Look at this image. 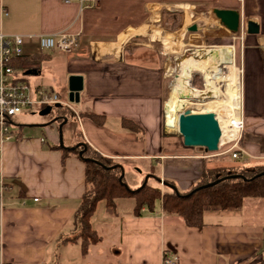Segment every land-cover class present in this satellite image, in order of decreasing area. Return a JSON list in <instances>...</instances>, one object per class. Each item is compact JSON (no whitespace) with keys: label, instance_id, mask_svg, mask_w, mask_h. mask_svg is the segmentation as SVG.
Listing matches in <instances>:
<instances>
[{"label":"crops","instance_id":"1","mask_svg":"<svg viewBox=\"0 0 264 264\" xmlns=\"http://www.w3.org/2000/svg\"><path fill=\"white\" fill-rule=\"evenodd\" d=\"M97 1L94 7L81 8L78 0H0L2 34L65 32L77 37L70 55L40 53L34 40L23 47V56H45L34 76L41 73L53 81L56 75L63 81L61 101H69V78H82L77 108L72 104L73 111L61 108L72 113L65 124L75 121L79 131L76 137L70 133L67 149L85 143L119 164L124 180L127 173L133 174L129 184L125 180L132 190L146 177L148 183L156 181L160 191L157 179L172 181L180 192L198 183L208 166L205 157L171 156L164 151L177 134L176 118L165 110L171 81L164 53L157 48L161 41L154 34L165 33L160 29L163 11L183 12L185 29L191 19L188 12L202 8L240 13L243 39L237 43L245 133L264 136V0ZM246 21L256 22L259 33L246 32ZM21 71L18 78L28 83L27 71ZM30 87L54 91L45 80ZM86 113L99 116L102 124ZM122 121L136 130L124 127ZM16 126L13 121L11 128ZM242 145L250 160L264 161L259 146L245 140ZM58 146L52 130L44 137L37 129H17L0 145V176L6 186L0 193V263L164 264L165 258L174 264H260L264 260V202L259 201L264 199H247L239 209L206 208L200 229L164 214L160 201L152 212L143 209L140 216L132 215V201H119L116 217L107 216L100 203L92 228L102 240L83 255L78 242L62 239L75 231L73 217L86 190L85 167L75 155L63 161ZM69 245H77L78 253L61 250Z\"/></svg>","mask_w":264,"mask_h":264},{"label":"trees","instance_id":"2","mask_svg":"<svg viewBox=\"0 0 264 264\" xmlns=\"http://www.w3.org/2000/svg\"><path fill=\"white\" fill-rule=\"evenodd\" d=\"M178 16L177 12L163 11L161 13L163 25L167 23V28L172 31L176 25L174 20ZM44 59V55L22 56L13 59L10 66L25 72L36 71ZM48 115L51 122L56 118V122L62 123L64 119L68 120L72 113L66 109L55 108ZM85 116L96 124H102L99 116L90 113H86ZM122 125L136 130L135 125L129 121H122ZM244 140L259 146L264 154V136H246L244 130L240 141L241 146ZM83 144L84 146L75 144L69 149L57 147L62 151L63 161L69 155H75L83 161L85 167L86 190L80 198L79 206L73 217L75 231L71 237L62 239V243L78 242L83 255L91 246L99 244L102 240L98 232L92 228V218L100 203L104 204L107 216L116 217L119 201H132L133 216H140L143 209L152 212L160 201L164 214L178 217L186 227L200 229L204 226L203 212L206 208L239 209L247 199H264V165L257 164L251 167L243 164L242 166L212 168H207L205 165L200 180L189 191L180 192L169 180L163 181L165 185L163 193L158 187L150 185L148 181L136 191L127 186L124 175L121 182L119 181L123 173V168L119 164L99 155L88 145ZM157 180L160 182V179ZM211 183L215 184L205 187ZM168 186H173L177 192ZM260 264H264V260Z\"/></svg>","mask_w":264,"mask_h":264},{"label":"rangeland","instance_id":"3","mask_svg":"<svg viewBox=\"0 0 264 264\" xmlns=\"http://www.w3.org/2000/svg\"><path fill=\"white\" fill-rule=\"evenodd\" d=\"M194 12V13H193ZM179 16L174 20L175 28L170 31L167 28V23H164L161 19V28L164 30L165 33H161L159 35L154 34L159 40L161 41L158 45V50L163 54V59L164 62L167 64V71L169 73V79H170V87L168 91V98L169 99V94L171 96V91L172 87L175 84V79L176 77L180 74V64L181 62L186 59V58H194V59H206L208 57V51L218 47V46H224V47H232V45L235 46L234 51V62L236 67L240 69L239 63L241 60V51H240V45L237 43V41H233L232 35L225 30V28L219 23V21L215 18L213 15L212 11L206 10L204 8L202 9H197L196 11L188 12V14L191 16V19L188 20V24L185 25L184 27V22H185V16L183 12H177ZM192 13V14H191ZM192 25H196L197 30L194 32L188 31V28L191 27ZM182 27V28H181ZM160 29H154V31H159ZM180 29V30H179ZM179 30V31H178ZM184 30V32H183ZM178 31V32H177ZM184 33V36L180 40V46L177 48L176 53L174 54H168L169 51L165 49V46L163 44V41L161 40V37H164L165 35L172 34V35H178L179 33ZM160 33V32H159ZM238 35H241V30L240 32L237 33ZM32 50H35L36 47L31 48ZM204 57V58H203ZM46 69L44 68L43 71ZM219 70L224 73L225 70L223 67H220ZM42 74L40 73L39 75H29L25 76L24 79L30 84V86L34 87L35 84L41 83L43 80L46 82L52 84L54 87V91L59 94H63L64 91L66 90L65 85L61 79H59L58 76L53 77V81L51 80V77H46V76H41ZM209 76L211 78L215 76V74L209 73ZM185 81L188 82V89L191 91H196L198 92V96L191 99L190 105L188 106L187 109L184 111L187 112H197L195 107L193 106H199L201 103H205L208 101L213 100L214 98V93L212 92V89H210L205 82V77L203 74L200 73H191L189 78L186 79ZM207 86V87H206ZM222 88H224V84H220ZM201 97V98H200ZM166 100V101H167ZM71 104L77 108V105L74 102H71ZM185 107L184 103L181 101H173L171 100L170 97V102L168 105V109L171 111L170 114H172L173 117L176 118L177 112H180L183 108ZM183 111V112H184ZM182 112V113H183ZM41 111L38 109H34L32 111H26L24 112L21 116H18L14 118V123L15 125H18L13 129V133L17 129H23L24 131H29L30 129H37L39 133H41V136H46L48 135V130H52L54 132V137L58 139V145H59V125L61 123L57 122H51L49 120V115H40ZM65 125V126H64ZM62 126V142L64 147H67L68 142L71 140L70 133L77 135L78 128L75 123V121L70 120L68 124H64ZM30 126H33V128H30ZM164 126V124H163ZM21 127V128H19ZM164 134H165V129H164ZM172 142L173 143H168V147H171L172 150L174 147H183V138L181 135L176 134L172 136ZM209 153H214V154H209ZM216 152H205L203 148H192L191 151L188 152H179V153H173L169 155H185V156H190V155H195V156H201L205 157V161H207V168H212L217 167V166H226V167H234V166H242L243 164H249L251 167H254L257 164L264 165V161H254L250 160L252 158H248L245 160H233L229 156H216ZM247 164V165H248ZM133 174L127 173L125 175V180L129 184L131 181V176ZM150 185L157 186V182L151 180L149 182ZM130 186H133L130 184ZM162 190L161 193L164 192V186L160 184L159 186ZM139 188V187H138ZM137 189V188H136ZM133 189V190H136ZM264 202V200H259ZM61 250H67L70 252L78 253V246L77 245H69L67 249L61 248Z\"/></svg>","mask_w":264,"mask_h":264},{"label":"built area","instance_id":"4","mask_svg":"<svg viewBox=\"0 0 264 264\" xmlns=\"http://www.w3.org/2000/svg\"><path fill=\"white\" fill-rule=\"evenodd\" d=\"M78 2L81 8H91L98 3L97 0H91L88 4H85L84 0H78ZM247 22L248 21H246V23ZM246 23L245 31L247 32ZM240 30L241 35L230 33L234 42L243 39L242 19ZM29 40H34L36 42V47L40 53L58 51L65 55H70L76 46L77 37L65 32L49 35H5L0 33V145L13 138V135H11V127L13 126L14 118L21 116L26 111L30 112L34 109L43 111L47 108H51L52 110L55 108H66L71 110V102L61 101L58 94L52 89H32L28 83L18 78V76L22 77V71L10 66V62L13 59L23 56V47L26 41ZM232 46L235 50V46ZM213 114L215 119H217V114ZM75 115L77 116V113H75ZM229 120L226 130L228 134L227 137L222 138V131L219 127L221 135L217 144L216 156L227 155L236 161L252 158L240 144L242 134L245 130V122L241 109V88L240 111L235 117H231ZM5 188L4 181L0 176V193ZM163 263L174 264L173 261L165 258L163 259Z\"/></svg>","mask_w":264,"mask_h":264},{"label":"bare ground","instance_id":"5","mask_svg":"<svg viewBox=\"0 0 264 264\" xmlns=\"http://www.w3.org/2000/svg\"><path fill=\"white\" fill-rule=\"evenodd\" d=\"M184 33L178 35L168 34L162 37L165 49L168 54L176 53L175 50L180 46V40ZM233 46H218L208 51L206 59L186 58L180 64V74L175 79V84L171 91V100L181 101L185 107L176 114V132L180 135L181 121L186 114H217L218 126L222 131V138L228 136L227 123L231 117H235L240 111V70L234 62ZM204 58V57H203ZM223 67L225 72L222 73L219 68ZM191 73H200L205 77L206 85L212 89L214 98L211 101L201 103L199 106H193L197 112L184 111L190 105L191 99L198 96V92L188 89V82ZM209 73L215 74L211 78ZM224 84V88L220 84ZM206 86V87H207ZM201 98V97H200ZM170 102L166 101L165 110L171 112L167 107ZM184 111V112H183ZM183 112V113H182ZM214 115V114H213ZM215 117V116H214Z\"/></svg>","mask_w":264,"mask_h":264},{"label":"water","instance_id":"6","mask_svg":"<svg viewBox=\"0 0 264 264\" xmlns=\"http://www.w3.org/2000/svg\"><path fill=\"white\" fill-rule=\"evenodd\" d=\"M213 15L219 21V23L229 32L232 34H236L240 30V23L241 17L240 13L235 10H219L213 9ZM247 25V32L250 34H258L259 33V26L254 21H248ZM197 30L196 25H192L188 28V31L194 32ZM26 75H33L36 74L35 71H27ZM69 85V102H78L79 92L82 89V78L78 76H71L68 80ZM52 111L51 108H47L41 111L40 115H48ZM57 119H53V122H56ZM67 119L63 120V123L59 125V146L62 148L67 149L64 147L62 142V126L65 124ZM181 129L180 135L183 138V147H174L172 150L171 147L165 148V153L172 154L179 153V152H188L191 151L192 148H204L207 152H216L217 151V144L221 135L218 123L213 114H186L184 119L182 118L181 121ZM77 146H84L83 143L77 144ZM79 156H81V152H79ZM123 174L119 177V181L121 182L123 178ZM148 177L145 178L144 183L139 187H143L144 184L147 182ZM163 186V181L160 180L159 182ZM215 183H211L207 186H212ZM170 189L177 192V190L173 186H168ZM138 188V189H139ZM136 189V191L138 190Z\"/></svg>","mask_w":264,"mask_h":264}]
</instances>
